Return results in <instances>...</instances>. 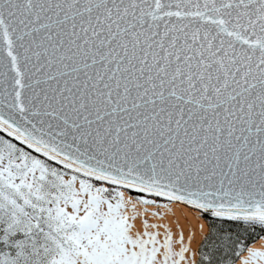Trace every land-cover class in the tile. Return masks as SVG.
Returning <instances> with one entry per match:
<instances>
[{
    "label": "snow or ice",
    "instance_id": "1",
    "mask_svg": "<svg viewBox=\"0 0 264 264\" xmlns=\"http://www.w3.org/2000/svg\"><path fill=\"white\" fill-rule=\"evenodd\" d=\"M0 264H264V0H0Z\"/></svg>",
    "mask_w": 264,
    "mask_h": 264
},
{
    "label": "bare ground",
    "instance_id": "2",
    "mask_svg": "<svg viewBox=\"0 0 264 264\" xmlns=\"http://www.w3.org/2000/svg\"><path fill=\"white\" fill-rule=\"evenodd\" d=\"M174 212H175V214H176L177 219L180 220L181 225L184 226V227L186 228V225H185V222H184L183 217L181 216L180 210L177 209L176 206H174ZM184 212H185V214H187V210H186V209L184 210ZM166 219H167L168 223L170 224V226H173V225H172V217H171V216H168V217H166ZM189 220H191V222H192V224H193L194 226L196 225L197 221L194 220V219H192L191 216H189ZM173 227H174V226H173ZM257 246H259V241H257Z\"/></svg>",
    "mask_w": 264,
    "mask_h": 264
}]
</instances>
